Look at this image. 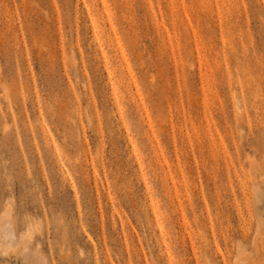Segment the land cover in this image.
I'll use <instances>...</instances> for the list:
<instances>
[{
  "label": "rangeland",
  "instance_id": "374dc122",
  "mask_svg": "<svg viewBox=\"0 0 264 264\" xmlns=\"http://www.w3.org/2000/svg\"><path fill=\"white\" fill-rule=\"evenodd\" d=\"M0 220V264H264V0H0Z\"/></svg>",
  "mask_w": 264,
  "mask_h": 264
},
{
  "label": "bare ground",
  "instance_id": "6f19581e",
  "mask_svg": "<svg viewBox=\"0 0 264 264\" xmlns=\"http://www.w3.org/2000/svg\"><path fill=\"white\" fill-rule=\"evenodd\" d=\"M94 39H97V36L94 34ZM123 57V56H122ZM112 94L115 96V92L113 91ZM0 230H1V233L3 235V237L5 238V240H8V243L10 241H12L15 237V234L14 232L12 231V229H10L8 226H7V223L6 222H2L0 220ZM7 245V244H6ZM10 246V244H9ZM8 247V245L6 246ZM7 249V248H6ZM11 250V249H10ZM9 250V251H10Z\"/></svg>",
  "mask_w": 264,
  "mask_h": 264
}]
</instances>
